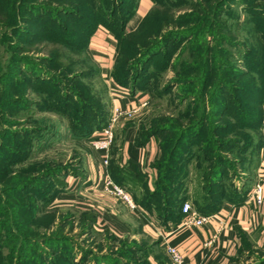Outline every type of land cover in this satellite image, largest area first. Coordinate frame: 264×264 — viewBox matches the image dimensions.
<instances>
[{"label":"rangeland","instance_id":"1","mask_svg":"<svg viewBox=\"0 0 264 264\" xmlns=\"http://www.w3.org/2000/svg\"><path fill=\"white\" fill-rule=\"evenodd\" d=\"M134 4L0 0V264H126L133 255L126 241L109 250L56 205L55 188L71 176L63 170L80 175L82 156L96 150L84 135L94 111L102 128L111 117L115 83L89 52L96 29L114 42L116 81L144 94L112 134L131 126L158 143V167L136 199L160 218L184 202L200 214L251 191L264 143V0H151L125 30ZM231 264H264V251Z\"/></svg>","mask_w":264,"mask_h":264},{"label":"crops","instance_id":"2","mask_svg":"<svg viewBox=\"0 0 264 264\" xmlns=\"http://www.w3.org/2000/svg\"><path fill=\"white\" fill-rule=\"evenodd\" d=\"M150 6L151 0H135L134 9L124 23L125 30L134 29ZM88 45L100 74L111 82L109 71L114 60L111 36L103 29H96ZM112 86L115 95L110 97L111 107L135 110L138 100L144 96L142 92L131 95L123 86ZM116 129L117 126L106 154L107 164L103 165L104 154L97 150L82 156L81 174L68 177L63 191L56 196V205L67 207L72 218L81 217L90 231L108 241L109 250L115 249L117 242L126 241L128 248L133 250L130 264H171L165 253L166 244L176 247L187 264H231L245 250L264 251V188L257 205L248 193L239 203L220 204L216 211L208 214L206 223L191 226L182 223L183 214L174 222H161L154 217L135 201L138 186H121L130 195L132 207L105 192L104 180L106 174L110 177L108 164L112 160L126 173L142 174L147 183L154 177L152 163L157 158L156 140L149 137L138 145L134 141L133 127H125L120 135ZM259 154L255 179L263 178L264 187V143Z\"/></svg>","mask_w":264,"mask_h":264},{"label":"built area","instance_id":"3","mask_svg":"<svg viewBox=\"0 0 264 264\" xmlns=\"http://www.w3.org/2000/svg\"><path fill=\"white\" fill-rule=\"evenodd\" d=\"M141 105H143V103H141ZM111 109L112 112L109 122L105 125V127L94 131L88 139L89 143L93 148L101 151L104 154L102 158L103 165H106L107 163L106 152L112 140V124L116 121L117 118L121 116H129L134 113V109L131 108H118L117 106H114ZM103 187V190L105 192L112 194L114 197L120 199L122 202H125L129 207H132V200L128 192L122 189L119 185L113 183V181L107 174L105 176ZM263 188V178L257 177L255 179V182L251 186V191L249 192V197L256 205L260 203L262 199ZM181 212L183 214L182 223L189 226L202 225L206 223V220L209 216L208 214L201 215L196 213V211L192 209V207L189 206V204L186 202L181 204ZM165 253L166 256H168V259L171 264H187L184 260V257L181 256L176 247L166 244Z\"/></svg>","mask_w":264,"mask_h":264},{"label":"trees","instance_id":"4","mask_svg":"<svg viewBox=\"0 0 264 264\" xmlns=\"http://www.w3.org/2000/svg\"><path fill=\"white\" fill-rule=\"evenodd\" d=\"M131 13V12H130ZM126 20V19H124ZM123 20V22L125 23V21ZM124 25V24H123ZM125 26V25H124ZM123 29V26L120 28V30L122 31ZM256 71H259L258 69H256ZM109 75L112 77L113 79V82L118 85V86H123V84H119L118 81H116L115 77L112 75V67H111V70L109 71ZM249 78V76H248ZM125 86V85H124ZM123 86V87H124ZM255 88V87H254ZM256 89V88H255ZM258 91V90H257ZM131 95H133L134 93H131ZM77 101V99H76ZM90 111L92 112V110L90 109ZM90 112V113H91ZM259 113V112H258ZM101 114L98 115L97 111L95 110L94 113H93V117H92V123H94V126L92 125H88L86 126V132L84 133V135L87 136V138L89 139V137L91 136V134L94 132V131H97L99 129H101L102 127V124L105 122L106 119L104 118H101L100 117ZM91 115L88 114V117H90ZM91 118V117H90ZM259 120H260V114H259ZM89 119V118H88ZM90 122H91V119H90ZM88 123V122H87ZM85 126V125H84ZM153 134L150 133V132H144L141 136L139 137H135L134 141L136 144H141L143 142H145L146 139H148L149 137H151ZM157 147H158V143H157ZM157 165L152 163V168H154L155 170L157 169ZM64 173H68L70 174L71 176H77L76 174H71L69 173L68 170H63ZM108 173L111 177V179L113 180V182H115V184L119 185V186H137V185H140V183H142V181L144 182L145 181V178L143 177L142 174H137V175H131L129 173H126L124 171V169L120 168L117 166L116 163H113V160L110 161V163L108 164ZM156 174H157V177H158V171H156ZM158 181V178H156V180L154 181L155 183ZM142 185V184H141ZM65 187V183L62 182L60 183L59 185H57V188H55V193H57L58 191H61L63 190ZM129 188V187H128ZM160 188H164L165 190H168V188L164 187L163 185L160 186ZM160 191H153L152 193L149 194V198L150 199H154L156 198V196L160 195L159 194ZM246 194V192L244 193H241L239 197H237L236 199L234 200H228L227 202H230V203H233V204H236V203H239L243 198H244V195ZM136 202H138L139 204H141L143 207H145L150 213V209L151 207L149 206L151 204V201H143V202H139L138 199H135ZM219 204V203H218ZM168 207V205H166ZM220 206V205H219ZM219 206L217 205L216 207L214 208H211L210 210H207L206 213H200L201 215H207V214H210V213H213L214 211H216ZM205 209V208H204ZM199 210V209H198ZM168 213L167 214L166 212L162 215V217H158V219L161 221V222H166V221H170V222H174L176 221L177 218L180 217V215L182 214L181 212V204L179 205V208L177 210H174L171 209V208H168L167 209ZM70 214V213H69ZM68 217H72L71 215H69ZM87 226L89 227V230H90V226L87 224ZM127 257L123 256L124 258H126V264H130V259H131V256L132 254L131 253H126ZM111 256L106 257L107 259H110V260H113L112 258H110ZM114 264H117L118 261L117 260H113ZM132 264V263H131ZM135 264V262H134Z\"/></svg>","mask_w":264,"mask_h":264}]
</instances>
